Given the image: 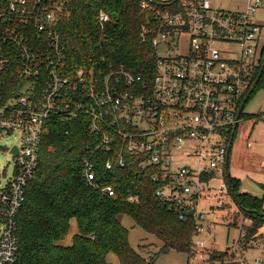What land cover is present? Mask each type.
I'll return each instance as SVG.
<instances>
[{"label":"built area","instance_id":"obj_1","mask_svg":"<svg viewBox=\"0 0 264 264\" xmlns=\"http://www.w3.org/2000/svg\"><path fill=\"white\" fill-rule=\"evenodd\" d=\"M154 2L140 3L151 11L140 42L155 52L145 75L105 58L70 67L59 31L66 0H0V144L15 139L0 145L14 164L0 187V264L18 259V218L43 137L52 125L79 119L89 135L82 159L88 185L113 197L116 188L101 183L100 172L148 178L181 221H194L193 248H206L197 240L205 230L197 206L209 197L223 209L230 196L227 156L264 59L256 19L263 0L238 11L215 9L209 0ZM97 20L104 25L110 16L101 10ZM252 264H264V255Z\"/></svg>","mask_w":264,"mask_h":264},{"label":"trees","instance_id":"obj_2","mask_svg":"<svg viewBox=\"0 0 264 264\" xmlns=\"http://www.w3.org/2000/svg\"><path fill=\"white\" fill-rule=\"evenodd\" d=\"M141 1L66 0L59 31L68 65L78 69L105 58L148 75L155 52L140 42V30L151 14L140 8ZM152 6L164 7V3L156 1ZM101 10L110 15L104 25L97 20ZM259 86L264 87V74L250 98ZM88 139L87 122L80 119L52 125L43 137L37 177L29 185L18 218L20 250L15 264H110L111 253L121 264H156L160 255L172 251L190 256L194 221H181L172 203L157 197L156 186L148 178L141 180L123 171L100 172L101 183L116 188L113 197L88 185L82 166ZM229 185L236 205L252 221L245 236L246 242L251 241L264 227V198L242 193L240 181L231 176ZM130 196L139 202H128ZM123 216L162 243L151 259L131 247ZM73 220L78 233L71 245H64ZM218 257L211 256L210 261Z\"/></svg>","mask_w":264,"mask_h":264},{"label":"rangeland","instance_id":"obj_3","mask_svg":"<svg viewBox=\"0 0 264 264\" xmlns=\"http://www.w3.org/2000/svg\"><path fill=\"white\" fill-rule=\"evenodd\" d=\"M156 1L165 2L169 0ZM209 1L215 9L233 11L243 10L248 0ZM256 19L262 28L261 41L262 46H264V0ZM261 111H264V88L259 86L247 102L243 113L257 117ZM253 126L252 121L241 120L233 144L229 172L233 177L240 180L241 192H247L257 198H264V191L260 186V181L264 182V176H261L259 171L260 120L252 137H250ZM261 134L264 136V129H262ZM14 142L15 139L12 137L1 141L0 145L10 147ZM13 173L14 164L11 155L6 150H0V187L13 176ZM213 185L217 186L218 183L215 182ZM228 198L223 209L216 208L217 204L213 198L202 197L199 199L197 210L204 215L205 230L197 240L204 241L205 249L193 248L190 256L172 251L166 255H160L156 264H222L221 256H223V264H242V261L252 264L255 259L260 258L263 253L264 234L256 238L260 233L259 230L251 241L246 242L242 238V234L252 226V221L245 217L231 196ZM121 221L129 232L128 239L131 247L138 251L142 257L149 260L159 252L162 246L159 240L136 226L130 217L123 216ZM77 233L78 226L76 220H73L69 236L63 244L71 245L73 237ZM211 256L220 257L215 261H210ZM238 257H241L242 261ZM107 260L110 264H121L118 256L114 253L109 254Z\"/></svg>","mask_w":264,"mask_h":264},{"label":"crops","instance_id":"obj_4","mask_svg":"<svg viewBox=\"0 0 264 264\" xmlns=\"http://www.w3.org/2000/svg\"><path fill=\"white\" fill-rule=\"evenodd\" d=\"M246 8V7H245ZM244 8V9H245ZM243 9V10H244ZM234 11H238V10H234ZM262 88H264V87H262ZM243 119L244 120H249V121H252L253 122V130L251 131V134H250V137H252V135H253V132L255 131V129H256V126L258 125V123H259V120H260V175L261 176H264V136L261 134V131H262V129H264V111H261L260 112V115H258L257 117H255V115H250V114H248V113H246V114H243ZM240 125V124H239ZM239 127V126H238ZM237 130H238V128H237ZM237 130H236V132H237ZM235 136H236V134H235ZM234 140H235V137H234ZM256 143H257V141H255ZM233 144H234V141H233ZM233 144H232V147H231V153H230V161H231V157H232V150H233ZM249 144H251V143H249ZM255 155H256V153H254ZM229 168H230V162H229ZM230 176L232 177V178H235V177H233L231 174H230ZM235 179H237V180H239L238 178H235ZM240 181V180H239ZM260 186H261V188L263 189V191H264V182L263 181H260ZM241 191V190H240ZM242 193H245V192H242ZM247 193V192H246ZM249 194V193H248ZM231 196V195H230ZM231 198H232V196H231ZM230 202V201H229ZM232 202V201H231ZM77 223V222H76ZM261 240V239H260ZM261 245V244H260ZM263 246V253H262V256L264 255V245H262Z\"/></svg>","mask_w":264,"mask_h":264},{"label":"water","instance_id":"obj_5","mask_svg":"<svg viewBox=\"0 0 264 264\" xmlns=\"http://www.w3.org/2000/svg\"><path fill=\"white\" fill-rule=\"evenodd\" d=\"M175 1H177V0H175ZM263 74H264V59H263V63H262V66H261L260 72H259V74H258V77H257V79H256V81H255V83H254V85H253V87H252V89L250 90L249 94L246 96V98H245V100H244V103H243L242 106H241L240 113H239V117H240L241 113L243 112V110L245 109V106H246L247 102L249 101L251 94L254 92L255 87L257 86V84H258L259 81L261 80ZM237 128H238V127L235 128V132H234V134H233V140H232V142H231V146H230V149H229V152H228V156H227V161H226V163H227V164H226V165H227V166H226V177H227L228 181H229V178H230L229 162H230L231 147H232V144H233V141H234V137H235V134H236V130H237ZM13 153H16V154H17V149H16V148L13 150ZM229 187H230V185H229ZM233 198H234V200H235V202H236V204H237L238 201H237V198L235 197V195H233ZM263 234H264V229H261V230H260V233L256 236V238L260 237V236L263 235Z\"/></svg>","mask_w":264,"mask_h":264}]
</instances>
